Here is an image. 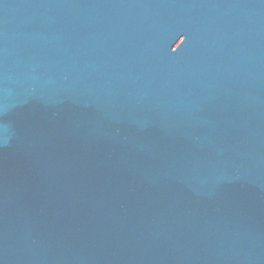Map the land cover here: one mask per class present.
Wrapping results in <instances>:
<instances>
[{
  "label": "water",
  "instance_id": "water-1",
  "mask_svg": "<svg viewBox=\"0 0 264 264\" xmlns=\"http://www.w3.org/2000/svg\"><path fill=\"white\" fill-rule=\"evenodd\" d=\"M0 264H264V0H0Z\"/></svg>",
  "mask_w": 264,
  "mask_h": 264
}]
</instances>
